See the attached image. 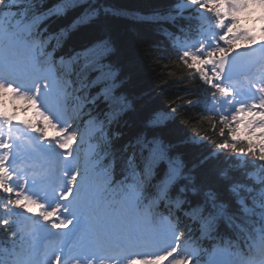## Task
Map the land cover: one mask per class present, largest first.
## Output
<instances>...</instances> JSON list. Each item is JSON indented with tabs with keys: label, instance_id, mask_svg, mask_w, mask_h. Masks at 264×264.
I'll list each match as a JSON object with an SVG mask.
<instances>
[{
	"label": "snow or ice",
	"instance_id": "1",
	"mask_svg": "<svg viewBox=\"0 0 264 264\" xmlns=\"http://www.w3.org/2000/svg\"><path fill=\"white\" fill-rule=\"evenodd\" d=\"M189 2L215 20L199 47H186L180 59L208 85L211 110L224 125L221 136L227 129L230 139L216 147L264 162V35L257 41L249 30L238 28L236 15L255 7L264 10V0ZM100 11L89 0H0V97L10 93L28 102L39 118L14 123V113L0 110V192L8 195L11 207L5 206L6 212L16 217L12 235L19 233L11 247L0 248V264H201L202 252L208 257L203 264H264V175L257 178L258 191L227 171L197 183L192 174L197 165L189 169L183 155L158 135V117L149 121L151 135L141 132L114 148L122 134L109 135L111 126L130 105L125 95H117L116 73L102 63L113 50L111 41L83 31ZM57 21L64 23L50 32ZM237 41L246 42L248 66L256 70L247 89L234 83ZM69 42L71 55L57 57ZM99 103L106 106L103 119L92 116ZM78 121L89 141H96L89 143L83 158L79 146L84 134L78 137L71 128ZM20 125L23 135H15ZM47 127L60 135L46 137ZM34 157L45 165L21 166ZM189 194L197 203L185 210ZM161 204L168 215L157 211ZM257 208L259 227L252 219L242 227V216L256 217ZM180 212L196 225L195 239L179 231L178 216L173 222V214ZM24 222L31 225L27 230L21 227ZM69 235L75 242L65 245ZM52 238L60 239L59 248ZM204 240L213 252L200 247ZM241 240L247 251L237 253L239 259L227 258L236 246L233 241ZM161 244L163 254L133 251Z\"/></svg>",
	"mask_w": 264,
	"mask_h": 264
},
{
	"label": "trees",
	"instance_id": "2",
	"mask_svg": "<svg viewBox=\"0 0 264 264\" xmlns=\"http://www.w3.org/2000/svg\"><path fill=\"white\" fill-rule=\"evenodd\" d=\"M89 3L101 11L99 17L85 26L83 31L90 38L111 41L113 50L102 63L110 65L116 73L117 95H125L130 105L119 122L111 126L109 135L114 132L122 134L121 139L114 140V148L120 149L126 141L134 139L141 132L151 135L149 121L158 117L162 119L158 135L172 146L173 152L183 155L189 169L197 165L192 173L197 183L207 177L214 179L218 173L227 171L241 184H250L258 191L260 185L257 178L264 175V162L254 161L252 157H237L231 150L217 149L216 145L230 139L228 133L225 129L221 136L220 130L224 125L209 106L208 91L199 74L189 69L180 59L185 44H192L197 32L204 26L199 13L187 8L189 0H89ZM103 8L112 11L105 13ZM63 23L64 21L51 23L49 31H56ZM72 47L71 42L66 43L57 51L56 56L71 55ZM92 75L95 76L96 73ZM95 91L96 89L93 90ZM189 101L199 103L189 106ZM173 109L177 110L173 112ZM104 111L106 106L99 103L92 109V116L103 119ZM83 119L87 120L89 117L85 115ZM79 125L84 134L82 145L95 143V139L89 141L83 122ZM193 138L196 143L191 142ZM119 155L118 152L117 156ZM202 160L206 162L201 164ZM120 166L118 159L117 180L121 178ZM248 176L253 179H247ZM159 179L158 175L156 180ZM188 199L190 203L184 205L185 210L197 203V198L191 194ZM5 206L9 207L7 200H0V221H9L8 224L0 222V248L11 247L19 235H12L17 230L14 223L16 217L14 214L9 215ZM157 211L168 215L163 204ZM256 212V217L242 216L239 221L241 226L252 219L255 221L254 226L258 228L259 208ZM177 216L179 231L194 239L199 236L196 225L182 212L173 214V222H177ZM190 228L191 233L188 231ZM221 232L226 238L232 235L224 229ZM233 243L236 246L231 249L232 256L238 259L240 257L237 253L246 252L247 244L243 240L238 244L236 241ZM199 245L207 253L214 250L213 245L206 240L200 241ZM206 256L202 252L201 261Z\"/></svg>",
	"mask_w": 264,
	"mask_h": 264
},
{
	"label": "rangeland",
	"instance_id": "3",
	"mask_svg": "<svg viewBox=\"0 0 264 264\" xmlns=\"http://www.w3.org/2000/svg\"><path fill=\"white\" fill-rule=\"evenodd\" d=\"M260 11H262V12H264V10H262V9H260ZM259 11V12H260ZM261 29H262V26H260V27H258L256 30H257V32H261V35L259 36V38L262 36V35H264V33H262V31H261ZM237 81V80H236ZM238 83V82H237ZM239 84V83H238ZM238 87V86H237ZM240 87H243V86H240ZM243 88H245V89H247V87H243ZM4 100H5V102L10 106V109H9V114H12L13 112H17V113H21L22 112V110H23V106L25 105V103H26V101H24V100H22V99H13L12 97H11V94L9 93V94H5L3 97H2ZM31 109H33L32 107H30ZM34 110V109H33ZM28 113V112H27ZM32 114V113H31ZM34 116V115H33ZM160 121H162V119H160ZM21 126V125H20ZM55 132H57L56 130H54V129H52V133L51 134H49L47 137H54L55 135H54V133ZM18 135H23V129H20V132H19V134ZM36 159H38V158H31V159H29L28 160V162L29 161H31V163L30 164H32ZM41 222H43V221H41ZM49 227H50V225H49ZM55 245H56V243H55ZM163 247H164V245L163 244H161V245H159L158 247H153V248H146V249H144V252H148V253H151V252H154V251H161L162 249H163ZM137 249H139V248H137ZM137 249H133V251H136ZM143 252V251H142Z\"/></svg>",
	"mask_w": 264,
	"mask_h": 264
},
{
	"label": "bare ground",
	"instance_id": "4",
	"mask_svg": "<svg viewBox=\"0 0 264 264\" xmlns=\"http://www.w3.org/2000/svg\"><path fill=\"white\" fill-rule=\"evenodd\" d=\"M203 22H204V25H209V20L207 18H203Z\"/></svg>",
	"mask_w": 264,
	"mask_h": 264
}]
</instances>
